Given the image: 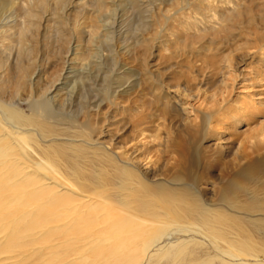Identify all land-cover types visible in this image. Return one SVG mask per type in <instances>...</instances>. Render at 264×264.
Wrapping results in <instances>:
<instances>
[{
  "label": "bare ground",
  "instance_id": "6f19581e",
  "mask_svg": "<svg viewBox=\"0 0 264 264\" xmlns=\"http://www.w3.org/2000/svg\"><path fill=\"white\" fill-rule=\"evenodd\" d=\"M175 1L0 0V264H264V120L255 149L234 151V177L223 190L231 196H204L209 161H201L214 116L229 110L237 128L255 116L256 101L236 97L233 108L215 107L194 123L180 115L194 88L159 78L172 63L143 74L120 55L164 41L208 57L234 30L254 35L264 0L254 4L259 14L251 0ZM239 42L238 58L264 65V43ZM225 58L222 72L231 68ZM118 109L134 120L130 140L111 128L109 112ZM188 128L195 143L186 165L180 138Z\"/></svg>",
  "mask_w": 264,
  "mask_h": 264
},
{
  "label": "rangeland",
  "instance_id": "374dc122",
  "mask_svg": "<svg viewBox=\"0 0 264 264\" xmlns=\"http://www.w3.org/2000/svg\"><path fill=\"white\" fill-rule=\"evenodd\" d=\"M175 2L176 1L173 0L174 4H175ZM259 2H260L259 0L249 1V4L254 7L252 12L259 14V11H258L259 8L256 10V7L254 6V4L256 6H257V4L259 5ZM119 7H120V4H119V6L116 7L117 13L121 12ZM157 8L158 7H155V9H157ZM167 8H169V7H167ZM129 14H131L130 9L123 12V15H129ZM257 22H258V25L260 27H253L251 29V31L254 29L252 31V34H254V35L249 34L250 31L248 33L246 32V31H248L247 29H249V28H246V29L244 28L245 30L244 29L234 30V36H231V38L227 41H225V40L220 41L218 45H215L217 48H215V46H214V48H212V50L210 49L207 52L208 54H206V55H208V57L202 56L203 52L201 51V49H199L200 51L199 50L197 51L198 53L195 52L193 57H192V55L190 57V54H188L187 50H186L187 49L186 47H188V46H185L184 44H182V42L178 43L177 45H176V43H170V42L164 43V41L160 42V43L159 42H153V44H151V45L149 44V48L146 50V53L142 54V55H140L144 51V50L141 51L142 46L136 47V49L135 48L131 49L132 54L129 53L128 55H124L122 53V51H120L121 62L124 59L125 60L124 63H127V65H129V66L132 65L139 72L142 71V73L147 68H149V69H155L157 67L158 68H166L167 65L172 63L173 68H169V70H165V71L161 70L159 78L161 77L162 79L160 78V80H163V81L167 80L168 84H171L169 81H173L174 83L175 82H180V83L184 82L190 87V89L191 88L195 89V90L193 89V91L191 92L192 94L194 93L193 94L194 96L193 95H191L190 97L182 96V99H181V103L183 105L185 104L186 111L188 112L187 115L182 114L179 111V108H181L183 106L176 104V106H177L176 111L181 113L180 114L181 117H182V115L187 116L191 120H193L194 123L198 124L201 120V117H200L201 114L204 112H209L212 109L216 110L215 107L228 108V107L232 106L231 108H233L234 100L236 99V97L240 98L241 100L245 98L244 99L245 103H248L250 101V99L254 101V104L256 101L257 105L255 104V106L259 110L262 107V109L260 110L259 113L257 112L259 110H254L255 116H253V118L251 120L247 119L246 122H243V123H240L239 125H237V128H235L234 126L231 125V123H230L231 120L228 121L229 116L232 113V112H229V110L227 112V110L225 109V111L227 112L226 115H225V113L224 114L219 113L221 116L220 115L214 116V118L217 121L215 119L212 121V123H211L212 128L208 132V134L206 135V139L203 140V143H202V147H203L204 152L201 153V161L202 162L206 161V160H207V162L209 161V164L206 165L207 166V169H206L207 170V176L210 178L209 184H205V185L202 184L203 186H205V187H203V189H204L203 193H204V196L207 198L218 199L221 195H224L225 192H227L226 194L229 197L232 195V193H234L233 190L223 191L225 188H227L229 180L234 177V168H233L234 167V159L237 158V156L234 155V151L240 146V148H241L240 153L246 155V154L251 152L250 148L255 149L254 148L255 146H253V142H252L255 139L257 140V136H255V135H257V133L255 131L259 128L260 123L264 120V114H263L264 112L261 113V111L264 109V105L261 104V103H264V80H263L264 79V73L260 72V71H263L264 65L258 66V65H256L257 64L256 63V64H252L253 66L248 65L249 66L248 67L247 66V64L249 62V59H247L248 54L246 57H241V56H240V58L237 57V56H239V55H237V53H239L237 51V49L239 48V44H240L239 41H241L242 38L244 39L245 37H248L249 40L253 41L252 45H255V44L259 45L261 43V40H258V38L259 39L262 38V43H264V39H263L264 38V36H263L264 24L260 25V21H257ZM172 24H174V23H172ZM152 26H151V28L153 30L154 25L152 24ZM170 27L171 26L168 25L167 28H170ZM251 27H252V25H251ZM255 28H259V31L257 29V32H256ZM13 30L18 32L17 27H13V29L11 28L9 31L10 39L16 40L17 35H15V34L13 35ZM254 31L256 33H253ZM151 34H153V31H151L149 29V31L144 32V37L149 38ZM243 34H245L246 36L243 37L244 36ZM259 34L262 36L260 37ZM50 35H52V34H50ZM233 41L234 42L237 41L238 45H237V43L236 44L233 43ZM258 41H260V42H258ZM254 42H255V44H254ZM120 43L118 40L116 42V46H118V47L121 46ZM40 44H42V40H40V38H39L37 43H36V46H38V47H36V50L39 49ZM145 44H146L145 42L142 43V45H145ZM163 44H165V46L166 45L167 46L165 47ZM156 46H157V48H156ZM159 47H160V49H159ZM163 48H164V50H163ZM165 48H168V49L165 50ZM179 50H181V51H179ZM134 51L135 52L138 51L137 56L139 58H138V60H136V63L134 62L136 59V54ZM165 52H168V53H165ZM172 52H174V53L172 54ZM143 55H145V56H143ZM228 56L232 58L231 68H229L226 71L224 70L225 72L224 71L222 72L220 70L221 63L223 65L224 60H226L225 57H228ZM125 57H127V58H125ZM131 60H133V61H131ZM192 60H195V61H192ZM241 60H242L243 65H241L239 63L238 64L239 66H238L236 63L241 61ZM135 64H136V66H135ZM139 64H141V65H139ZM142 64H144V65H142ZM200 65L201 66L203 65L204 67L199 68ZM234 65L236 67V71H234ZM51 68H52V66L50 65L48 67L47 71L53 70V68L52 69ZM254 71H256L257 74H260V75L256 76L255 75L256 73ZM224 73H225V75H224ZM247 73H248V76H247ZM143 77H144V75H143ZM168 77H170V79ZM252 80H254L253 83H252ZM12 87H13V82L11 81V79H9V90H11ZM162 92L165 94H168L170 96L172 95V97H173V95L176 97L180 96V94H178L179 96L177 94L175 95L174 91H171L169 93H167L166 91H162ZM213 93L215 94V98L211 99L210 97H211V95H213ZM246 95H248V96H246ZM252 96L254 99H252ZM119 97L121 98L122 101H125V100L127 101V98L129 97V95H119ZM129 98H131V97H129ZM141 99H143V98H141ZM255 99H257L258 101ZM216 100H217V102H216ZM171 102L173 103V99L171 100ZM212 103H213V105H212ZM225 103L226 104L230 103L231 106H230V104L228 106H226ZM151 105H153V104H151ZM212 106H214V108ZM120 107L126 108V105L121 104ZM106 112H108V111L106 110L105 113ZM256 112H257V114H256ZM109 113L117 121L119 120L118 119L119 117H120V119H122V122H120V123H117V121H116V123L111 122L112 123L111 128H113L114 130L115 129L118 130L119 134L121 132L122 133L121 138L122 139L124 138V141H125V139L130 140L129 139V134H130L129 130L131 129V127L133 126V123H134V120H130L128 118V116L130 114L129 113L127 114L126 111H123L121 109L117 110V112L115 113V116L113 114L114 112L110 111ZM138 118H140V117H138ZM219 118L222 121L224 119V122H218ZM110 121H113V120H110ZM175 122H178L177 119L172 121L171 124H173V126H175ZM183 123L184 122H179V125H182ZM147 126H148V131H151L152 130L151 126H149V125H147ZM177 129L178 128H176V130L173 131V133L171 134L168 147L175 146L176 142L173 139V136H174L175 132L177 131ZM172 130H174V128ZM159 133H160L159 137L164 138V136L167 133L166 127L160 128ZM192 133H193V129L188 128L186 130V133L182 134V136L180 138L181 146L183 147L184 152H185V156H184L185 158L184 159H187L186 165H188V161L189 162L193 161V158L191 155L192 148L189 149V147L193 146L195 143V139L192 138ZM250 136H252V137H250ZM246 138H247V140H246ZM249 139H251V140H249ZM248 144H252V145H250V147H249ZM177 156L179 157V155L176 154L175 158H177ZM163 158H160V159H163ZM179 158L181 159L183 157H179ZM160 161H162V160H160ZM202 162L200 164L197 163V166H196L197 169H201V166L203 165ZM191 165H192V163H191ZM198 166H199V168H198ZM211 183H213V184H211Z\"/></svg>",
  "mask_w": 264,
  "mask_h": 264
}]
</instances>
